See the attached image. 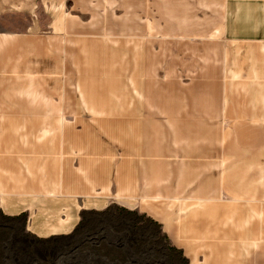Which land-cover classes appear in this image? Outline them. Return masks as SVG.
<instances>
[{"label": "crops", "instance_id": "obj_1", "mask_svg": "<svg viewBox=\"0 0 264 264\" xmlns=\"http://www.w3.org/2000/svg\"><path fill=\"white\" fill-rule=\"evenodd\" d=\"M157 1L0 0V199L133 207L187 264H264V0Z\"/></svg>", "mask_w": 264, "mask_h": 264}, {"label": "rangeland", "instance_id": "obj_2", "mask_svg": "<svg viewBox=\"0 0 264 264\" xmlns=\"http://www.w3.org/2000/svg\"><path fill=\"white\" fill-rule=\"evenodd\" d=\"M54 4L47 7L49 13L82 15V19L91 16L80 14L75 0ZM43 6L40 16L45 14L47 20ZM160 8L172 6L153 4L152 17L147 19L175 15L160 12ZM79 216L71 233L40 237L28 231L26 215L0 214V264H187L160 229L135 210L109 203L103 209L82 210Z\"/></svg>", "mask_w": 264, "mask_h": 264}, {"label": "bare ground", "instance_id": "obj_3", "mask_svg": "<svg viewBox=\"0 0 264 264\" xmlns=\"http://www.w3.org/2000/svg\"><path fill=\"white\" fill-rule=\"evenodd\" d=\"M104 207L106 206L0 199V214L12 217L26 215L28 231L40 237L67 235L79 223L82 210ZM128 208L135 210L133 207Z\"/></svg>", "mask_w": 264, "mask_h": 264}, {"label": "trees", "instance_id": "obj_4", "mask_svg": "<svg viewBox=\"0 0 264 264\" xmlns=\"http://www.w3.org/2000/svg\"><path fill=\"white\" fill-rule=\"evenodd\" d=\"M149 220V219H148ZM152 224H154V226L158 227V225L154 222H152L151 220H149ZM174 248V247H173Z\"/></svg>", "mask_w": 264, "mask_h": 264}]
</instances>
